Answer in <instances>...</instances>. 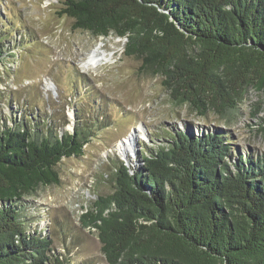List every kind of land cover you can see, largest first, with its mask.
Instances as JSON below:
<instances>
[{
  "label": "trees",
  "instance_id": "16d2710c",
  "mask_svg": "<svg viewBox=\"0 0 264 264\" xmlns=\"http://www.w3.org/2000/svg\"><path fill=\"white\" fill-rule=\"evenodd\" d=\"M61 6L73 30L125 39L123 55L154 69L174 105L201 118H224L248 89L264 95V0ZM4 52L0 43V64ZM89 137L87 126L36 134L13 120L0 129V264H71L54 253L44 228L27 229L21 207L39 187L60 184L57 165L82 157ZM230 153L222 135L180 131L167 147L141 156V165L118 162L113 192L79 217L105 263L264 264V155L231 163Z\"/></svg>",
  "mask_w": 264,
  "mask_h": 264
},
{
  "label": "rangeland",
  "instance_id": "374dc122",
  "mask_svg": "<svg viewBox=\"0 0 264 264\" xmlns=\"http://www.w3.org/2000/svg\"><path fill=\"white\" fill-rule=\"evenodd\" d=\"M62 1L0 0V129L13 120L36 134L87 126L82 157L63 159L60 184L39 187L21 210L28 230H46L55 254L71 264H106L96 235L82 228L79 217L113 192L115 165H141V156L167 147L180 131L224 136L231 163L244 154L264 155L258 130L264 95L248 89L224 118L212 112L201 118L174 105L154 69L123 55L125 39L73 30L72 20L59 15ZM96 49L108 63L83 67ZM129 137L133 146L122 151L119 145Z\"/></svg>",
  "mask_w": 264,
  "mask_h": 264
},
{
  "label": "bare ground",
  "instance_id": "6f19581e",
  "mask_svg": "<svg viewBox=\"0 0 264 264\" xmlns=\"http://www.w3.org/2000/svg\"><path fill=\"white\" fill-rule=\"evenodd\" d=\"M104 62H107V56L103 52H100L99 50L96 49L90 52V54L87 57L86 62L83 63V67L90 66L92 68H96ZM132 141H133V138L129 137V139L121 142V144L119 145V148H121L122 151L124 150L126 151L128 148L133 146Z\"/></svg>",
  "mask_w": 264,
  "mask_h": 264
},
{
  "label": "built area",
  "instance_id": "2783aa9c",
  "mask_svg": "<svg viewBox=\"0 0 264 264\" xmlns=\"http://www.w3.org/2000/svg\"><path fill=\"white\" fill-rule=\"evenodd\" d=\"M46 88H47V86H46Z\"/></svg>",
  "mask_w": 264,
  "mask_h": 264
},
{
  "label": "water",
  "instance_id": "95a60500",
  "mask_svg": "<svg viewBox=\"0 0 264 264\" xmlns=\"http://www.w3.org/2000/svg\"><path fill=\"white\" fill-rule=\"evenodd\" d=\"M178 27V26H177Z\"/></svg>",
  "mask_w": 264,
  "mask_h": 264
}]
</instances>
